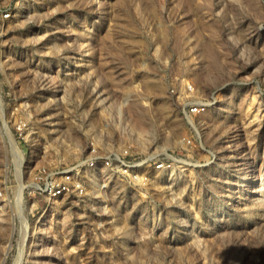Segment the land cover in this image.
I'll return each mask as SVG.
<instances>
[{"label":"rangeland","instance_id":"rangeland-1","mask_svg":"<svg viewBox=\"0 0 264 264\" xmlns=\"http://www.w3.org/2000/svg\"><path fill=\"white\" fill-rule=\"evenodd\" d=\"M91 143L177 162L30 194ZM0 193V264H264V0H0Z\"/></svg>","mask_w":264,"mask_h":264},{"label":"built area","instance_id":"built-area-1","mask_svg":"<svg viewBox=\"0 0 264 264\" xmlns=\"http://www.w3.org/2000/svg\"><path fill=\"white\" fill-rule=\"evenodd\" d=\"M9 16L8 13L4 14V18ZM207 107L206 104H194L183 113L189 119L204 112ZM25 127L23 122L18 123L17 130L20 132H16V135L19 138H25ZM128 157V151L106 152L91 143L87 156L72 164L38 167L27 188L30 194L47 201L65 200L75 204L99 202L107 185L119 179L140 185L147 180L141 170L153 167L155 170L170 171L176 161L174 157L164 161L156 160V157L138 161L129 160Z\"/></svg>","mask_w":264,"mask_h":264}]
</instances>
